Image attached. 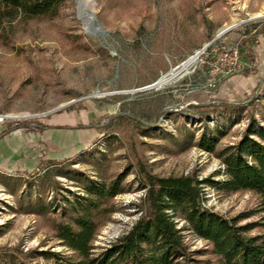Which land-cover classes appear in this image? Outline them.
<instances>
[{"label": "rangeland", "instance_id": "obj_1", "mask_svg": "<svg viewBox=\"0 0 264 264\" xmlns=\"http://www.w3.org/2000/svg\"><path fill=\"white\" fill-rule=\"evenodd\" d=\"M93 1L90 13L104 31L102 36L86 31L76 0H68L53 20L0 19V136L26 140L21 156L13 163L0 158L2 257L53 264L32 257L37 251L48 250L71 255L55 238L53 220L27 210L31 196L35 200L44 194L51 200L55 194L80 193L62 168L96 178L88 157L98 152L108 155L110 175L132 166L125 183L130 190L113 201L116 212L95 243L105 247L142 215V208H137L142 192L135 175L140 165L163 178L225 179L217 174L224 171L218 158L198 148H176L155 132L150 137L151 129L178 135L181 123L195 128L206 117L209 125L219 123L226 131L223 148L240 139L252 116L264 126V92L258 94V88L251 89L243 80L258 68L256 51L264 39V0ZM249 40L256 43L254 53L243 46ZM207 46L218 50L239 46L250 68L229 79L231 82L224 81L217 91H199L209 70L201 60L208 62L211 57L200 58L187 72H182V67ZM172 71L177 76L159 86L161 78ZM254 98L259 100L250 103ZM215 102L243 104L245 111L232 115ZM230 118L241 122L225 129ZM43 131H47L48 140L37 148L33 135ZM55 151L72 157L53 160L49 155ZM33 155L38 163L29 170L26 159L32 160ZM50 160L62 167L51 166ZM10 164L27 170H9ZM47 173L52 184L44 188L39 180ZM206 194L207 208L227 218L259 210L260 201L251 194L224 195L211 187ZM258 219L254 216L248 223ZM191 243L194 251L211 250L200 240L192 238Z\"/></svg>", "mask_w": 264, "mask_h": 264}, {"label": "trees", "instance_id": "obj_2", "mask_svg": "<svg viewBox=\"0 0 264 264\" xmlns=\"http://www.w3.org/2000/svg\"><path fill=\"white\" fill-rule=\"evenodd\" d=\"M67 1L0 0V19L53 20ZM255 44L249 40L243 46L253 52ZM263 92L264 84L257 89L258 94ZM258 100L254 98L250 103ZM215 103L232 115L245 111L243 104ZM218 108L211 113L215 114ZM206 121V117L202 118L195 128L187 122L181 123L177 127L178 135L151 129L148 136L152 137L155 132L176 148H198L218 158L224 171L217 174L225 176L224 180H202L191 175L163 178L140 165L135 175L142 192V203L137 207L142 208V215L117 239L105 247H97L101 229L116 212L113 201L130 190L125 183L133 169L130 166L123 173L110 175L108 155L92 153L88 162L96 178L62 168L63 172L67 171L65 178L80 193L55 194L51 200L44 194L35 196V200L31 196L27 207L31 214L53 220L55 238L71 255L48 250L37 251L32 258L39 257L53 264H264V126L252 116L240 139L221 148L226 131L219 123L211 126ZM240 122V118H230L225 129ZM5 136L1 135L0 140ZM48 162L62 167V163ZM51 178L47 173L39 180L40 184L44 188L50 186ZM208 187L224 195H254L260 201L259 210L232 218L219 215L206 206ZM12 192L15 194L16 189ZM254 216L259 217L258 221L248 223ZM255 231L258 233L253 234ZM192 238L206 243L211 250L194 251ZM0 264L28 263L17 257L0 256Z\"/></svg>", "mask_w": 264, "mask_h": 264}, {"label": "crops", "instance_id": "obj_3", "mask_svg": "<svg viewBox=\"0 0 264 264\" xmlns=\"http://www.w3.org/2000/svg\"><path fill=\"white\" fill-rule=\"evenodd\" d=\"M256 54H257L256 64L258 65L256 72L254 74H251L247 78H243V80L247 82L248 86L251 89L259 88V86L264 84V39H262L259 47L257 48ZM228 82L231 81L229 80ZM33 136H34L33 139L37 141V145H38L37 148H40L41 144L43 142L46 143L47 142L46 140H48L47 131L36 133ZM10 138H14V141H11V139H7V138L0 140V158H3L4 162L9 161V163L11 162L13 163V161H15L16 158L21 156L23 152V146L26 147V140L24 141L23 137H18V136L10 137ZM36 157H37L36 155H33V157H31L32 160L26 159V162L28 163L27 166H29V170H34L36 168L38 163V161L35 159ZM49 157L53 160H62L64 159V157L71 158L72 155H66V154L64 155V153L59 154L58 152L55 151L54 153L50 154ZM8 167L10 168L9 170H13V171L23 170V169L27 170V167H23V165L21 166L17 165L16 167L13 166L12 168V165L10 164ZM21 167L23 169H21Z\"/></svg>", "mask_w": 264, "mask_h": 264}, {"label": "built area", "instance_id": "obj_4", "mask_svg": "<svg viewBox=\"0 0 264 264\" xmlns=\"http://www.w3.org/2000/svg\"><path fill=\"white\" fill-rule=\"evenodd\" d=\"M200 58L211 57V61H204L203 64L208 65V80L199 91L210 93L217 91L218 87L226 80L232 79L240 75L248 67L244 63L242 51L239 46L215 49L209 46L205 47L201 52L195 54ZM197 60V61H198Z\"/></svg>", "mask_w": 264, "mask_h": 264}, {"label": "bare ground", "instance_id": "obj_5", "mask_svg": "<svg viewBox=\"0 0 264 264\" xmlns=\"http://www.w3.org/2000/svg\"><path fill=\"white\" fill-rule=\"evenodd\" d=\"M79 7V16L82 22L84 23V27L86 31L90 34L95 33L99 34L98 31L93 27L92 25V14L90 11L93 9L94 1L93 0H76ZM198 60V55L192 57L187 63L184 64L183 71L187 72L189 70V66L192 64H196ZM178 73L175 71H172L169 75L163 76L158 83L159 86H163L165 84H168L173 78L177 76ZM29 116H25V118H28ZM2 120V119H1Z\"/></svg>", "mask_w": 264, "mask_h": 264}, {"label": "water", "instance_id": "obj_6", "mask_svg": "<svg viewBox=\"0 0 264 264\" xmlns=\"http://www.w3.org/2000/svg\"><path fill=\"white\" fill-rule=\"evenodd\" d=\"M92 25L98 31L99 35L102 36L105 34L104 31L102 30V28L100 27V25L98 24V22L96 21V18L94 17V15L92 17ZM230 30H231V28L225 30L223 33H221L220 37L223 36L224 34H226L227 32H229Z\"/></svg>", "mask_w": 264, "mask_h": 264}]
</instances>
